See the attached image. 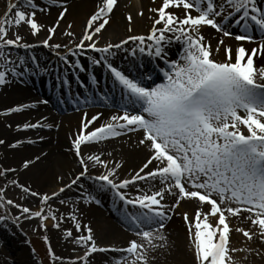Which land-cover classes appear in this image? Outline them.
Listing matches in <instances>:
<instances>
[{"label":"snow or ice","instance_id":"obj_1","mask_svg":"<svg viewBox=\"0 0 264 264\" xmlns=\"http://www.w3.org/2000/svg\"><path fill=\"white\" fill-rule=\"evenodd\" d=\"M116 5L117 0H102L98 10L88 19L80 42L64 54L59 50L67 45L50 43L68 11L60 0H47L44 6L39 0H9L7 11L0 18V87L43 75L53 77L49 83L61 93L60 103L64 102L65 94H72L73 82L80 88L97 90L90 91L83 103H105L109 95L99 91L101 81L96 69H100L102 79L111 83L113 92L120 93L117 114L112 115L107 123L89 131V126L102 114L91 120H87L85 114V121L71 145L79 157L81 172L58 192L41 196L40 203L48 205L74 185L83 189L82 179L93 180L98 194L111 193L113 205L136 238L123 248L99 247L93 229L81 224L76 214L78 209H74L67 219L74 223L80 234L73 238L72 230L68 229L64 235L85 248L84 255L77 260L89 264L94 253L112 251L121 254L115 258L114 264H149L150 253L163 246L157 241L166 242L163 229L165 222L171 219L170 213L174 214L181 201H195L198 207L194 223L187 213L183 214V219L196 264H239L234 253L247 249L231 246L233 229L230 228V218L250 221L256 231L243 227H237L235 231L247 241L256 237L264 242V67H257L254 59L264 58V0H161L159 7L149 9L153 16L147 35L130 34L120 43L98 47L94 38L109 24ZM54 6L61 7L62 11L55 25L48 27L49 34L42 46L55 53L62 67L41 66L35 55H13V49H23L27 53L38 45L24 42L18 32L14 38H9L10 28L27 25L30 34L36 36L43 28L37 20V13L49 14ZM127 19L131 33L132 16ZM206 27L241 43L233 49L219 39L215 53L219 54L223 47L225 58L218 61L214 58L211 43L203 35ZM233 28H238L240 34H234ZM65 35L72 36L73 33ZM243 42L255 43L257 47L248 49ZM130 43L134 47H125ZM173 45H180L175 59L169 54ZM88 50L99 53V58L87 56ZM120 51L133 58L123 69L113 63ZM81 57H85L87 64L82 63ZM144 58L155 64V68L148 70ZM157 69L162 74L159 83L153 78ZM81 74L87 75V83ZM80 95L75 93L74 102H81ZM38 103L48 104L49 101L45 99ZM35 107L37 103L23 104L0 114L20 113ZM46 120L45 117L43 121L25 123L22 127H53ZM125 132L143 133L138 144L147 147L149 157L131 178L117 181L114 177L121 165L117 163L115 168H108L100 155L85 157L82 146L115 138ZM3 143L0 140V144ZM19 143L22 142L11 147L15 148ZM29 163L26 161L24 168ZM97 165L108 168V171L96 177L89 176V168ZM9 171L15 170L5 169L0 175ZM141 182H155L153 187L156 183L161 187L145 191L138 187ZM130 188L136 190V195L127 191ZM3 191L0 189V207L13 205L19 208L25 219L39 218V227L45 231V222L49 219L55 222L53 227L57 229L65 219L63 215L57 217L50 206L45 214L44 207L32 211L14 205L11 199L5 201ZM23 191L32 197L39 195L27 187H23ZM166 193L176 197L173 204L163 202ZM82 195L86 204L101 202L86 192ZM60 202L64 203L63 200ZM244 213H247L246 217ZM4 219L6 217L0 216V220ZM15 219L19 220V217ZM43 239L48 242L46 235ZM48 253L53 264L60 259L50 244ZM70 264H76V261Z\"/></svg>","mask_w":264,"mask_h":264},{"label":"bare ground","instance_id":"obj_2","mask_svg":"<svg viewBox=\"0 0 264 264\" xmlns=\"http://www.w3.org/2000/svg\"><path fill=\"white\" fill-rule=\"evenodd\" d=\"M60 1L63 2L68 9L64 19L62 20L64 23L63 29L60 30V34H65L67 32L73 33L72 36H68V39H75L81 35L83 36L87 26V21L91 15L98 10L99 5L97 3H100V1L81 0L79 3H75L72 0ZM160 3L161 0H140L139 3H137L136 0H119L120 8L118 13H114L117 8L116 6L111 14V16L115 14V23H113L111 26L109 21V24L101 33V37L105 38L110 34L111 40L119 41L121 36H124L125 34L126 37L123 40L127 39L130 34L147 35L150 32L152 24L151 17L153 16V13H151L149 9L153 7H159ZM92 7H97V9L94 8V10H92ZM139 8L141 9V12L144 13L143 16L139 15ZM60 11H62V8L56 6L51 7L49 14H37V20L43 26V28L42 31L36 36L31 35V42L33 44L38 43L37 38L41 37L42 33H45L44 31H46L48 27L55 25V22H53V24L51 23L53 20L58 19V14ZM129 15L132 16L131 33L128 31L129 21L127 17ZM69 25H71V27H69ZM70 29L72 30L70 31ZM208 30L209 32L205 31L206 38H208L210 35L211 28H208ZM121 41L111 43L116 44L120 43ZM174 50H177V48L171 47L169 49L171 58L175 56ZM29 55H35L41 66H45V61L42 57L43 55L38 56V54H34L32 51H30ZM126 56L127 59H125ZM216 56L218 58H222L219 54H216ZM132 59L133 58L130 55L120 51L117 53L116 57L113 58V63L114 65L120 66L123 69L128 67ZM81 61L82 63L87 64L85 57H81ZM144 63L146 68L151 71V68L154 66V64L149 63L147 58H144ZM261 64L263 65L264 61H262ZM56 66L58 65L52 66V68ZM100 74H102L101 70L96 69V75L99 76ZM81 76L84 81L87 80L86 74H81ZM156 77L157 76L155 75L153 76L154 79ZM43 78L44 83L53 88L49 83L53 77L43 76ZM97 78L100 80L99 77ZM33 81V79H26L25 81H16L8 84L7 86L0 87V112H6L7 109L18 105L37 103V101H41L42 99L40 93H38V91L32 87ZM73 90L81 91L84 95V99L86 94L90 93L89 90L76 86L75 82H73ZM54 91L57 95H61V93L57 92L55 89ZM96 109L100 110L101 108L98 107L92 111H97ZM92 111L81 113L80 116H65L62 119L61 125H58V120L55 116L56 114L53 115L52 110H45V107L40 106L38 103L37 107L35 108L26 109L20 113H11L10 117H0V140L4 141L3 144H0V159L3 160L5 166H7V169H14L17 171L14 177L12 176L10 178L11 181H17L18 183L16 184L18 186L27 187L30 189V191H35L39 194L36 197H32L30 194H28L30 204H36L40 202V197L46 192L48 195L58 192L62 186H66L71 182V176L78 170V168L81 167V165L78 163L79 158L74 154V149L71 145L76 135L75 131L79 132L83 122L85 121V114H87L86 119L91 120V118L94 116L90 113ZM112 112L114 113L115 111ZM96 113L99 114V112ZM105 115L107 114H104L94 124L90 125L88 130L91 131L95 127H99L98 125L100 124V121L106 120L105 118L107 117ZM45 117L47 118L45 121L46 123L52 124L53 126H59L58 132L61 133L60 135L58 132L55 134L56 131L54 128L47 129L46 127H42L36 129H23L22 127L25 123H36L37 121H43ZM106 122L108 121H105V123ZM18 126L20 127L18 128ZM66 130L68 133H65ZM141 138L143 137H139V133L131 134L125 132L124 134L115 138H110L99 143L82 146V155L85 157L90 154L100 155L101 159L108 164V168H115V165L119 163L121 167L116 169V176L114 178L123 180L129 175H134L149 157V151L147 147L140 146L138 144V141ZM18 141L22 143H19L15 148L11 147V145L16 144ZM29 141L33 142L29 143ZM26 161H30V163L27 168H24L23 165ZM108 168L97 165L94 168L90 167L89 171H105L106 173ZM80 183L83 184V189L78 187L80 191L84 190L85 188H89L90 192L95 190L93 180L82 179ZM153 183L155 182H149L146 184L145 182H141L138 187L148 191L149 188L146 185H149L151 188ZM156 185L159 184L156 183ZM159 187H161V185ZM159 187L154 188L153 190L159 189ZM127 191H129L131 195H136L135 189L130 188ZM79 193L80 192L74 191L73 188L70 190L66 189L64 193H61L58 198H54L53 200L49 201L47 205V208L50 206L53 210H56L57 206L65 207L58 213L59 217L61 215L65 217L64 221L61 222L59 229L55 227L53 228L55 229L53 231L57 232L51 233L54 236V239L56 238L55 234H57L59 238L60 236L63 238L62 240H67L65 242L64 248L61 247L64 255H68L74 260L76 256L73 254L74 251L82 250L84 248L77 244L69 246L70 238H65L64 235L65 230L68 229L72 230L73 238L80 234L76 232L74 223L67 219L74 209H78L76 214L81 224L89 225L93 229V236L99 247H127L129 241L136 238L133 232L123 223L121 212L118 211L117 207H114L113 204H110L109 206V196L107 197V192L100 194L103 195L101 202L106 203L108 207L112 208V214L110 213L108 215L111 216L114 221H111L105 217V213L98 208L95 202L89 204L84 203ZM98 195L99 194L97 193L93 196L97 197ZM110 197L113 200L111 193ZM165 198L170 201H174L176 199V197L167 193L165 194ZM61 200L64 201L63 204L60 202ZM73 201H76V203L74 204ZM197 207L198 206L195 201H181V209L188 214L189 220L193 223ZM58 210L59 209L56 211ZM207 210V207H205V211ZM2 216L6 217V219H4L5 223H12V221L8 219L7 216ZM246 216L247 214L244 217ZM243 220L244 219H242V221ZM32 222H34V220H32ZM170 222L169 228L171 226L172 229L168 233L169 238L166 237V242L157 241L158 244H163V246L158 247L155 251L150 253L149 264H191L190 257H188L187 245L184 242L181 233L178 232V230L181 229V225L176 220V218ZM232 222L233 226H236L237 223H241L240 219L237 220L236 218H232L231 223ZM246 222L248 224L250 223L251 225L250 221ZM81 231L86 234V231L83 228ZM2 235L5 238L8 237L7 232H3ZM234 237L237 240V236L235 235L233 238ZM10 240L13 241L12 239ZM125 242L127 243L126 245ZM56 243L58 246H60L59 241H56ZM121 243L124 245H120ZM10 245L12 246L13 244L7 242L5 246L6 249L12 253L13 249L9 247ZM59 255L60 254H58V256ZM120 255L121 254L118 252L100 253L94 256L95 263H91L90 260L89 264H114L115 258H118ZM21 259L23 260V264H29L24 260L23 257ZM18 261L20 263V260ZM58 261H61V259ZM261 262L262 261L259 260L257 264H261ZM78 263L79 261L76 260V264ZM81 264H84V262L82 261Z\"/></svg>","mask_w":264,"mask_h":264},{"label":"rangeland","instance_id":"obj_3","mask_svg":"<svg viewBox=\"0 0 264 264\" xmlns=\"http://www.w3.org/2000/svg\"><path fill=\"white\" fill-rule=\"evenodd\" d=\"M72 1L75 3L81 2V0H72ZM99 1H100V3H97V4L100 6L102 4V0H99ZM126 1H128V0H126ZM139 1L140 0H136L137 3H139ZM11 2H15V0H11ZM39 2L41 3V5L43 4V6L47 4V0H39ZM8 3H9V0H0V18H3L4 14L6 13ZM116 6H117V8H116V11L114 13H118V10L120 8L119 2L117 3ZM94 8L97 9V7H94ZM94 8L92 7V10H94ZM140 11L141 10H139V12ZM37 14H40V12H38ZM115 18H116L115 14L110 17V25L111 26L113 25V23H115ZM56 21L57 20H53L51 24H53V22H56ZM63 23H64L63 21H60L59 25L60 24L61 25L57 28V31L54 34L52 41H50V43H52V44L59 43L62 46L67 45V47H62L59 50L61 52V54H64L65 52H67L69 48H75V45L78 44L83 37L81 35L75 39L74 38L68 39V35L60 34V30L63 29ZM71 30L72 29H70V31ZM103 31H104V29L102 30V32ZM17 32L22 37H24V42L32 43L31 42L32 36L30 34V29L27 25H22L19 28H16V27L10 28L9 33H8L9 38H14V36ZM44 32L45 33H42L41 37L37 38L38 43H36V45H38V46L32 50L35 51L36 53H41L49 65L52 66L53 65L52 63L54 61L56 63H58L59 65H62V62L59 61L58 57L55 55V53L50 48H45L42 46L43 40H45L49 34L47 30ZM101 33L98 34L94 38L98 47H104L111 42L112 43L113 42L114 43L119 42L126 37V34H125L124 36H121V39L119 41L118 40L113 41L110 38V36H111L110 34H109V36L104 38V37H101ZM216 36H217L216 37V40H217L216 44H218L219 39L222 38L224 40L225 45L231 44V47L235 48V46L233 44V42L235 40L233 38L222 37V35L219 33ZM71 39H73V40H71ZM125 47L130 49L131 47H134V45L130 43L129 45H126ZM12 51H13L14 55L18 53L19 55H26L27 56V53H28V52L26 53L25 50H23V49H19V50L13 49ZM223 51H224V49H223V47H221L220 52H223ZM94 53L95 52L88 50L86 55L99 58L96 55L100 56V54H94ZM221 56H224V55H221ZM261 59L262 58L259 59L260 64L262 61H264V59H262V60ZM218 60H221V59H218ZM32 78H35V77H32ZM87 110H90V109L87 108ZM109 110H111V107H109ZM84 112H86V111H82V113H84ZM96 112L97 111H92L90 113L93 115H96L97 114ZM0 113H4V112H0ZM104 114H107V115H105L107 117L105 119H106V121H109L110 117L112 115H114L115 113H113L112 111H106V112H104ZM104 114H102V115H104ZM10 115L11 114H8V115L0 114V117H2V116L10 117ZM71 115H73V116L79 115L80 116L81 112L73 113ZM71 115H69V116H71ZM77 116H75V117H77ZM32 119H30V120H32ZM62 119H63V117L62 118L60 117L58 119V121H57L58 125H61ZM58 125L53 127L54 130L56 131L55 134H57V132H58V128H59ZM65 133H68L67 130L65 131ZM130 133L133 134L134 132H130ZM60 134L61 133H59V135ZM75 134H77L76 131H75ZM139 137H143V133H139ZM54 143H55V141H54ZM5 169H7V166H5L3 160L0 159V172H3ZM81 169H82V166L80 168H78V170L71 176L70 180L74 179L77 175H79ZM16 172H17L16 170L15 171H9L6 173V175H0V189L4 190L3 194L5 197V201L8 199H11L14 201V205H20L22 207H28L32 211H38L41 207H44L45 208V214H47V211H48L47 205H41L40 202H38L36 204H30L28 193H25L23 191L24 186L21 187V186H18L17 184L12 183L10 178L12 176L14 177ZM104 173H105V171H103V172L89 171V176L96 177V176L102 175ZM132 176L133 175H129L126 178H131ZM61 177H62V175H61ZM86 180H88V179H86ZM116 180L119 181L120 179H116ZM64 184H62V185H64ZM62 187H66V186H62ZM73 189L76 192H80V189L77 186L76 187L73 186ZM152 191H155V190L152 189ZM46 193H44V194H46ZM82 199L84 200V196H82ZM97 206L101 211H103L105 213V217H107L111 221H114V219H112L111 216L108 215L109 213L106 212L107 211L106 206H103L101 203L97 204ZM64 208H65L64 206H61V207L57 206L56 210L57 209H59V210L58 211L54 210L56 216H58V213L61 210H63ZM175 210H177V211H176L173 219L176 218V220L181 225V229L178 230V232L181 233V236L183 237V240L187 245L188 257H190L191 264H196V261L194 258V249H193L192 244H191L190 239H189V233H188L186 222L183 219V214L186 212L183 211L181 209V207H177ZM2 215L7 216L9 219H11L14 225L8 224V222L5 223L4 220H0V264H23V260L21 259L22 257L29 264H53L52 257L48 253V244L51 245V248H52L54 254L61 259V261H58V260L55 261V264H63V263L70 264L71 261H74V260L76 261L77 257H82L84 255L85 248H83L82 250L74 251L73 254L76 255L74 260L72 258H70V256L64 255L61 247L64 248L65 242L67 240H62L63 238L61 236H60V238H61L60 239L57 234H55L56 238L54 239V236L51 233L57 232V231H53V230H55V229H53L54 228L53 224L55 222L52 221L51 219H49L48 221L45 222L47 224V230L45 231L43 228L39 227V224H40L39 218L25 219L24 215H21L19 208L15 207L13 205H8L7 207H0V216H2ZM245 215H246V213L243 214V216H245ZM16 217H19V220H16L15 219ZM173 219H172V221H173ZM242 219H240L241 223L240 224L237 223L236 226H233V222L231 223L232 218H231V220L229 219L230 228L233 229V231L230 233V244H231V246L233 248H245V249H247V251H240V252L234 253V259L239 261V264H257L259 260L262 261L261 264H264V242H261V240L259 238H256V237H254L253 240H251V241H247L246 238H244L241 233H238L235 231V229L237 227H243L245 230L256 231V229H254L253 226L250 225V223L248 224L245 220L242 221ZM32 220H34V222H32ZM211 222L213 224H215V220H212ZM171 229H172V227L170 226V228H169V225H167L163 229V233L166 237H168V233H169V231H171ZM3 232L8 233L7 238H5L2 235ZM187 234H188V236H187ZM45 235L48 237L47 243L43 239V237ZM235 235L237 236V240L235 239V237L233 238V236H235ZM10 239H12L13 241H11ZM56 241H59L60 246L57 245ZM7 242H10L13 244L12 246L11 245L9 246L13 249L12 253L6 249L5 245ZM126 244L127 243L125 242V245ZM71 245H75V243H73V238L69 239V246H71ZM120 245H124V244L121 243ZM59 247H60L61 251L59 250ZM102 247L109 248L112 246H109V247L108 246H102ZM115 248H123V247H115ZM257 252H259V255L257 254ZM58 254H60V255L58 256ZM98 254H100V253H94L90 257L89 263H90V260H91V263H95L94 262L95 261L94 256L98 255ZM18 260H20V263ZM77 261H79L78 264L82 263V260H77Z\"/></svg>","mask_w":264,"mask_h":264}]
</instances>
